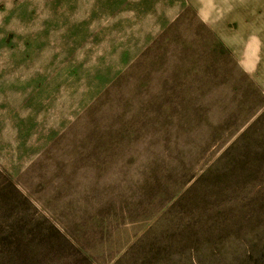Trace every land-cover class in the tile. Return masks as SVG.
<instances>
[{
	"label": "rangeland",
	"instance_id": "1",
	"mask_svg": "<svg viewBox=\"0 0 264 264\" xmlns=\"http://www.w3.org/2000/svg\"><path fill=\"white\" fill-rule=\"evenodd\" d=\"M237 1L0 0V264H264Z\"/></svg>",
	"mask_w": 264,
	"mask_h": 264
},
{
	"label": "crops",
	"instance_id": "2",
	"mask_svg": "<svg viewBox=\"0 0 264 264\" xmlns=\"http://www.w3.org/2000/svg\"><path fill=\"white\" fill-rule=\"evenodd\" d=\"M237 4H244L245 6L244 10L238 13V19L242 23V26H238V28H241L243 33L242 36L239 31L236 34L243 38L244 46L241 50H231L240 61L247 64V68L253 76L262 80L264 78V10H261V6H264V0H251L248 2L238 0ZM205 11L207 19H210L208 10ZM209 22L212 24L211 20ZM220 38L221 42L229 48L231 43L226 39H222L221 36ZM259 82L264 86L263 81Z\"/></svg>",
	"mask_w": 264,
	"mask_h": 264
}]
</instances>
